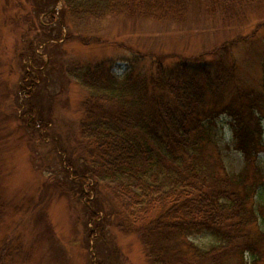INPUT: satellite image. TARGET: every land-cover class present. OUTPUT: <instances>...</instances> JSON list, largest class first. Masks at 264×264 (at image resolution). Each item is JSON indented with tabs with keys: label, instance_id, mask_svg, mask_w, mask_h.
Returning <instances> with one entry per match:
<instances>
[{
	"label": "trees",
	"instance_id": "16d2710c",
	"mask_svg": "<svg viewBox=\"0 0 264 264\" xmlns=\"http://www.w3.org/2000/svg\"><path fill=\"white\" fill-rule=\"evenodd\" d=\"M194 1L199 0L25 3H32L36 18L60 3L59 10L50 12L63 27L67 20L76 24L113 15L178 21L183 20ZM208 1L228 12L233 6L257 0ZM22 2L14 3L22 8ZM20 37L19 44L23 45L15 47L16 60L10 72L12 69L22 73L0 94V122L8 124L13 117L22 123L16 131L46 130L50 121L43 123L35 117L36 106L41 108L40 98L35 105L28 102L39 96L40 84L44 82L39 70L43 66L37 67L33 53L32 65L23 64V52L31 47L22 41L25 33ZM226 48L223 46L222 50ZM168 57H156V70L148 77L130 71L116 79L103 64L78 70L77 83L85 100L78 137L70 141L76 145L74 154L68 152V145L58 146L59 152L67 155L65 165L72 170V178L67 180L69 172L65 167L62 172L68 184L44 178L38 172L40 186H45L46 192L64 194L78 222L82 215L87 219L84 241L88 247L89 238L93 237L96 254L97 245L99 248L106 242L110 249L117 235H129L141 243L148 264H264V233L255 229L257 214L252 204L257 182L262 178L254 161L264 151V90L241 88L235 62H226L225 56L215 61L212 68L199 61L200 57L191 58L193 64L179 57L172 69L165 70L162 65ZM0 81V87H5V80ZM10 95L16 97L15 104ZM12 107H16V113L10 112ZM21 107L23 111L17 116ZM221 116L229 119L233 148L245 163L237 177L226 175L219 158L209 152L211 142L205 123L211 126ZM29 134L27 145L33 147V133ZM251 170L254 174L250 179L255 181L248 180ZM87 178L92 180L88 189L94 198L84 201L87 194L82 187ZM104 194L107 203L103 202ZM79 207L81 216L76 211ZM42 224L47 229L48 225ZM200 234L209 235L213 243L200 248L188 241ZM246 255L250 262L245 260ZM118 258V250L110 249L105 264H116Z\"/></svg>",
	"mask_w": 264,
	"mask_h": 264
},
{
	"label": "rangeland",
	"instance_id": "374dc122",
	"mask_svg": "<svg viewBox=\"0 0 264 264\" xmlns=\"http://www.w3.org/2000/svg\"><path fill=\"white\" fill-rule=\"evenodd\" d=\"M19 1L23 0H0V80L6 83L5 87H0V94L20 78L22 72L15 73L12 69L10 72V68L16 60L15 47L23 45L19 44L20 35L25 33L22 41H27L31 48L23 52V64L32 65L31 54H35L37 67L43 66L38 70L44 80L39 96L28 102L35 105L40 98L41 108L36 106L35 117L50 124L46 130L20 128L16 131L22 123L13 117L8 124L0 122V264H105L110 249H117L120 255L116 264H148L141 243L129 235H117L110 249L106 242L102 247L97 245L96 254L93 237L89 238L88 247L84 241L87 219L79 213L80 207L76 209L82 217L78 222L64 194L46 192L45 186H40L38 172L44 178L51 177L52 181L66 182L62 172L65 167L69 172L67 180L72 178V170L65 165L67 155L59 152L58 146L68 145V152H73L76 145L70 141L78 137V125L84 117L85 93L77 83V73L80 69L103 64L116 79L130 71L148 77L155 72L154 62L159 56H169L162 65L165 70L172 69L179 57L189 59V64L194 63L191 58L200 57L199 61L212 68L215 61L225 56L226 62L234 60L241 88L262 92L264 0L233 6L228 12L208 0L194 1L183 20L178 21L134 20L113 15L76 24L67 20L63 21V27L50 12L59 10V3L36 18L32 3L28 5L24 0L22 9L14 3ZM15 15L19 19L16 20ZM223 46L228 48L222 50ZM15 98L14 95L9 97L14 104ZM13 108L9 110L12 114L16 111V107ZM22 111L23 107L17 110V116ZM262 124L264 145V120ZM28 126L30 128L31 124ZM205 127L211 142L209 152L219 158L226 175L237 177L245 163L233 148L229 119L221 116L211 126L205 123ZM30 132L35 140L33 147L27 145ZM254 162L262 176L252 202L257 214L255 229L264 233V151ZM253 174V170L249 171L248 180L255 181L250 179ZM91 182L87 178L82 187L87 194L84 201L94 198L88 189ZM104 195L103 202H106L107 195ZM42 222L48 225L47 229ZM188 241L200 248L213 243L207 234L193 236ZM16 250L18 252L14 253ZM245 260L250 262V257L246 255Z\"/></svg>",
	"mask_w": 264,
	"mask_h": 264
}]
</instances>
